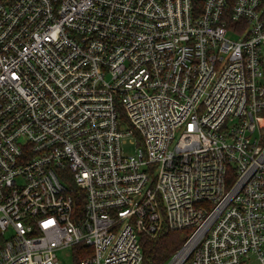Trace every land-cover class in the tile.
Returning <instances> with one entry per match:
<instances>
[{
    "label": "built area",
    "instance_id": "2783aa9c",
    "mask_svg": "<svg viewBox=\"0 0 264 264\" xmlns=\"http://www.w3.org/2000/svg\"><path fill=\"white\" fill-rule=\"evenodd\" d=\"M179 230L264 264V0H0V264Z\"/></svg>",
    "mask_w": 264,
    "mask_h": 264
},
{
    "label": "trees",
    "instance_id": "16d2710c",
    "mask_svg": "<svg viewBox=\"0 0 264 264\" xmlns=\"http://www.w3.org/2000/svg\"><path fill=\"white\" fill-rule=\"evenodd\" d=\"M82 203V200L76 202L79 209L81 208ZM187 235L188 231L179 230L167 232L157 238L143 237L142 245L144 259L142 264H164L171 255L183 245ZM74 251L76 256L75 262L76 264H79L84 258V256L80 254L81 248L75 247Z\"/></svg>",
    "mask_w": 264,
    "mask_h": 264
},
{
    "label": "rangeland",
    "instance_id": "374dc122",
    "mask_svg": "<svg viewBox=\"0 0 264 264\" xmlns=\"http://www.w3.org/2000/svg\"><path fill=\"white\" fill-rule=\"evenodd\" d=\"M132 147H127L126 150L132 151ZM57 256L61 264H76L73 252L70 248H61L57 250Z\"/></svg>",
    "mask_w": 264,
    "mask_h": 264
}]
</instances>
